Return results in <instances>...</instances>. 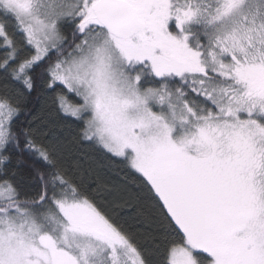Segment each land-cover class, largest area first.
<instances>
[{
    "label": "snow or ice",
    "instance_id": "1",
    "mask_svg": "<svg viewBox=\"0 0 264 264\" xmlns=\"http://www.w3.org/2000/svg\"><path fill=\"white\" fill-rule=\"evenodd\" d=\"M153 254L264 264V0H0V264Z\"/></svg>",
    "mask_w": 264,
    "mask_h": 264
},
{
    "label": "trees",
    "instance_id": "2",
    "mask_svg": "<svg viewBox=\"0 0 264 264\" xmlns=\"http://www.w3.org/2000/svg\"><path fill=\"white\" fill-rule=\"evenodd\" d=\"M33 106H35L37 110L41 107V100L37 99L35 94H33V101L30 103L29 107H33ZM25 158L31 159L27 156ZM112 167H113V171L109 172V175L113 179H117V180L120 179L121 176L124 174L123 167L119 164L113 165ZM117 173H119L120 175H117ZM29 183H34V182L30 181ZM116 215L119 219H121V221L126 219L125 217L120 216V210H116ZM150 258L152 259L153 264H160V262L162 261V254L160 255L153 254Z\"/></svg>",
    "mask_w": 264,
    "mask_h": 264
}]
</instances>
